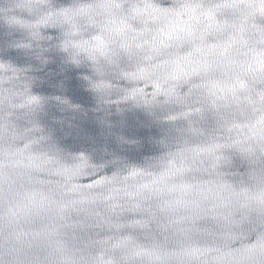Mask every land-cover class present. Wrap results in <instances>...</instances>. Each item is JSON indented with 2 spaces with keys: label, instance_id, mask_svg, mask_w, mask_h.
Instances as JSON below:
<instances>
[{
  "label": "water",
  "instance_id": "1",
  "mask_svg": "<svg viewBox=\"0 0 264 264\" xmlns=\"http://www.w3.org/2000/svg\"><path fill=\"white\" fill-rule=\"evenodd\" d=\"M0 264H264V0H0Z\"/></svg>",
  "mask_w": 264,
  "mask_h": 264
}]
</instances>
